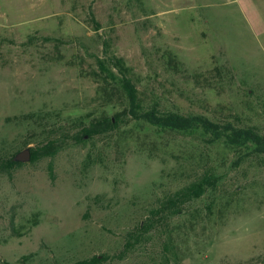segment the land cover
<instances>
[{
	"label": "rangeland",
	"instance_id": "rangeland-1",
	"mask_svg": "<svg viewBox=\"0 0 264 264\" xmlns=\"http://www.w3.org/2000/svg\"><path fill=\"white\" fill-rule=\"evenodd\" d=\"M111 54L145 107L219 130L139 121L73 141L102 114V95L124 105L114 87L101 90L96 58ZM31 112L53 126L14 119ZM230 126L264 134V0H0V156L66 142L0 174V264L102 254L103 264H264V154L247 156L253 145L228 138ZM197 164L212 166L217 187L126 249L128 232Z\"/></svg>",
	"mask_w": 264,
	"mask_h": 264
},
{
	"label": "trees",
	"instance_id": "trees-1",
	"mask_svg": "<svg viewBox=\"0 0 264 264\" xmlns=\"http://www.w3.org/2000/svg\"><path fill=\"white\" fill-rule=\"evenodd\" d=\"M92 21L95 23L93 13H89ZM97 66L102 75L101 90H105L106 86H112L119 92L124 100L122 108L116 109L117 103H113L111 94L108 92L101 97H106L103 102L102 114L95 121H91L88 125H82L71 139L75 142L85 141L88 138L103 132L116 131L120 125L127 126L132 129L134 122H145L150 126L160 128L162 130H182L189 128L192 125L200 124L208 131L219 130V125L202 115H184L175 111H162L158 107V102H153L149 107H145L143 100L139 96V90L128 76L129 68L122 57L114 54L106 55L96 58ZM8 119V118H7ZM14 119L25 121L29 129H34L36 126L41 127L42 130L53 125L45 124L43 120H47L45 114L25 113L19 116H14ZM135 124V123H134ZM45 126V127H44ZM232 136H227L231 140H235L238 136L245 134L249 142L253 145L248 155H253L260 160L261 155L264 154V134L254 130L235 129L230 126ZM49 140V139H48ZM49 140L43 143V140L35 147H30L31 158L30 163H33L45 156H53L57 143L59 147L63 140L57 139ZM13 155L0 156V174L11 176L12 170L24 164V162L15 161ZM198 165V164H197ZM203 165V164H202ZM186 179L184 183L175 190L165 193L163 196L157 198L156 203L148 210L147 216L144 220L139 222L136 226L138 233L129 231L126 236V249H131L135 244L140 243L145 239L147 234L157 225L163 226L168 223L172 216L183 213L186 204L193 200L200 198L207 190H214L218 185V176L212 170V166H194L183 172ZM13 233L16 232L15 226L11 223ZM27 258L26 255L21 256L20 262ZM108 259V255H92L88 258L74 261L71 264H103ZM8 264V262H4ZM162 264H168L165 257Z\"/></svg>",
	"mask_w": 264,
	"mask_h": 264
},
{
	"label": "water",
	"instance_id": "water-1",
	"mask_svg": "<svg viewBox=\"0 0 264 264\" xmlns=\"http://www.w3.org/2000/svg\"><path fill=\"white\" fill-rule=\"evenodd\" d=\"M30 158H31V150L29 146L16 151L13 155V159L19 162H29Z\"/></svg>",
	"mask_w": 264,
	"mask_h": 264
}]
</instances>
